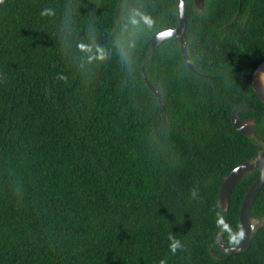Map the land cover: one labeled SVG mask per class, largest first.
I'll return each mask as SVG.
<instances>
[{"label": "trees", "instance_id": "trees-1", "mask_svg": "<svg viewBox=\"0 0 264 264\" xmlns=\"http://www.w3.org/2000/svg\"><path fill=\"white\" fill-rule=\"evenodd\" d=\"M187 8L202 76L178 39L152 52L178 0H0V264H264V228L244 254L217 244L240 243L260 177L222 210L225 179L261 151L233 111L249 105L264 139V0Z\"/></svg>", "mask_w": 264, "mask_h": 264}, {"label": "water", "instance_id": "water-1", "mask_svg": "<svg viewBox=\"0 0 264 264\" xmlns=\"http://www.w3.org/2000/svg\"><path fill=\"white\" fill-rule=\"evenodd\" d=\"M206 0H194L195 5L199 11L205 10ZM178 13L180 25L175 30H168L161 32L157 35L152 43V52L156 53L158 47L170 39H178L184 59L189 68L197 75H200L195 69L190 56L187 41V28H188V8L187 0H178ZM147 84L163 104V98L160 92L148 81ZM253 89L259 99L264 103V62L257 68L252 79ZM252 109L249 105H244L235 109L231 115L232 124L237 131L242 135L256 139L259 141L258 147L261 149L258 157L254 161L246 162L237 167L224 181L220 191L219 205L223 211L228 212L231 205V200L236 187L247 176L255 171L260 172L259 179L250 188L245 200L243 202L240 213V243L231 248L226 245L224 235L220 234L217 237V244L220 250L228 255L235 256L244 254L249 251L255 235L264 228V220L253 218L252 212L255 202L264 188V139L259 137L256 132V119H242L240 115L245 112H251Z\"/></svg>", "mask_w": 264, "mask_h": 264}, {"label": "clouds", "instance_id": "clouds-1", "mask_svg": "<svg viewBox=\"0 0 264 264\" xmlns=\"http://www.w3.org/2000/svg\"><path fill=\"white\" fill-rule=\"evenodd\" d=\"M41 14H42V15H46L47 12H46V11H43ZM142 19L144 20L145 23H147L148 18H142ZM136 22H137V21H134V23H136ZM177 247H179V245L176 244V243H173L172 246H171V251H172L173 253H175ZM160 264H167V262H166L165 260H162V261L160 262Z\"/></svg>", "mask_w": 264, "mask_h": 264}, {"label": "flooded vegetation", "instance_id": "flooded-vegetation-1", "mask_svg": "<svg viewBox=\"0 0 264 264\" xmlns=\"http://www.w3.org/2000/svg\"><path fill=\"white\" fill-rule=\"evenodd\" d=\"M246 120V119H245Z\"/></svg>", "mask_w": 264, "mask_h": 264}]
</instances>
